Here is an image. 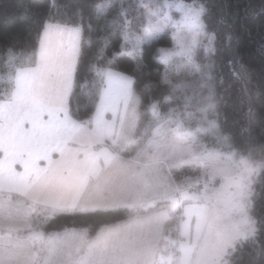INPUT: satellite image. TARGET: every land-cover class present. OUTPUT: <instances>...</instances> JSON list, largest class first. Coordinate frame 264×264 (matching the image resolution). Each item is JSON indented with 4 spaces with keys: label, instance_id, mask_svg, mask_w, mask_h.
I'll return each mask as SVG.
<instances>
[{
    "label": "trees",
    "instance_id": "16d2710c",
    "mask_svg": "<svg viewBox=\"0 0 264 264\" xmlns=\"http://www.w3.org/2000/svg\"><path fill=\"white\" fill-rule=\"evenodd\" d=\"M64 0H0V98L11 92L16 71L32 67L36 62V47L43 21L55 18ZM93 0H70L67 9L72 19L82 17L85 35L91 26L92 44L85 46L88 60L96 58L102 35L113 30L112 15L103 20L91 19L87 4ZM202 7L201 22L204 34H197L198 43L192 59L184 54L173 55L167 63L154 58L160 47L173 43L175 27L169 26L159 43L144 44V58L138 61L129 52L119 57L118 70H126L136 79L135 92L139 97L136 122L131 140L125 145H110L122 156H132L148 139L154 127L168 117H175V134L191 131L189 140L195 152L204 150L226 154L235 160L245 158L258 165L252 175L250 213L255 218L257 232L237 242L227 258L230 264H264V0H183ZM108 4V0H95ZM80 7L82 11L76 12ZM175 11V10H173ZM178 13L173 16L177 17ZM131 19V17H129ZM135 31V30H133ZM209 35L213 36L211 51H207ZM121 42L118 35L110 37L106 54L111 55ZM247 69V76L241 69ZM199 69L197 71L196 69ZM85 75L81 70V77ZM170 81L171 83H167ZM151 83V87H145ZM88 89L76 88L69 98L68 114L91 126L95 107ZM257 91L260 95L257 96ZM156 104L154 113L151 105ZM249 108L256 119L249 121ZM175 181L200 175L198 164L185 163L169 169ZM206 177V175L204 174ZM200 186V183H199ZM197 187V186H196ZM11 197L22 198L10 194ZM26 201V199H24ZM27 202V201H26ZM157 211L167 214L164 234L177 238L181 206L173 207L170 198H157L118 204L107 208L59 211L47 218L39 229L45 235L66 229H83L92 238L105 226ZM45 206L36 204L29 215V224L18 234L30 232L47 217ZM36 261L43 255L42 241H35Z\"/></svg>",
    "mask_w": 264,
    "mask_h": 264
},
{
    "label": "crops",
    "instance_id": "0c3cea01",
    "mask_svg": "<svg viewBox=\"0 0 264 264\" xmlns=\"http://www.w3.org/2000/svg\"><path fill=\"white\" fill-rule=\"evenodd\" d=\"M32 67L18 69L11 92L7 97L0 98V189L5 190L0 191V202L5 197L11 198V204L0 211V259L7 255L13 264H34L37 256L34 243L38 240L31 236V232L30 236L18 234L19 230L28 226L32 207H29L27 197L11 189H23L35 181L53 196L67 200L75 198V208L91 209L125 203L123 200L127 194L134 196L139 193V201L168 198L162 192L160 196L152 194L159 193L158 186H176L178 183L169 172V167L176 163L167 162V152L160 155L158 148L150 143L156 129H160L157 126L163 122L154 127L148 139L132 156H122L110 145L129 142L122 138L116 144L112 141L117 139L122 127L125 132L131 129L133 134L137 104L133 113L131 106L126 110L121 102L111 138L106 137L99 142L92 122L87 127L68 112L56 111V102L49 99L38 85L31 88L18 86L17 75ZM105 118L112 120V113H106ZM168 130L172 134L170 126ZM180 146L188 147L186 144ZM150 147L153 149L150 150ZM57 148L63 149V156ZM191 151L189 146L187 153L191 154ZM91 153H108L115 159L105 165L101 156L97 160L100 170L97 175L84 163L91 159ZM173 155L171 157L176 160ZM49 159L61 163L54 171L38 176L39 169L48 167ZM146 164L151 168H145ZM149 189L154 193L145 194ZM157 190L158 193H155ZM10 194L22 198L11 197ZM87 195L90 200L97 201V205L86 203L84 198ZM163 212L105 226L89 239L83 229L47 234L42 241L43 255L39 261L51 255L52 259L60 262L83 259L88 264H97L98 261L105 264H158L159 255L167 251L163 239L166 236L163 223L167 214H159ZM49 235L54 236L51 244L47 243Z\"/></svg>",
    "mask_w": 264,
    "mask_h": 264
},
{
    "label": "snow or ice",
    "instance_id": "6c2138e0",
    "mask_svg": "<svg viewBox=\"0 0 264 264\" xmlns=\"http://www.w3.org/2000/svg\"><path fill=\"white\" fill-rule=\"evenodd\" d=\"M70 0H64L61 9L55 18L46 19L40 28L37 41L36 55L38 59L35 66L27 72L17 75L18 86L28 88L38 85L49 97L56 102V111H65L67 114V104L71 95L75 94L76 88L81 91L89 88L88 95L90 101L95 107L92 117V124L99 142L104 138H111L116 125V118L119 106L123 102L125 109L131 106V111L135 112V104L139 103V97L135 92L136 79L134 75L128 74L126 70H118L117 59L129 52L128 45L131 43V54L140 62L144 58L143 45L148 43H159L163 40L162 33L167 34L169 26H174L178 31L174 32L173 38L181 52L189 60L192 59L194 49L198 43L197 34H204L205 25L201 22V15L204 12L202 7H194L192 3H185L183 0H108V4H97L95 0L87 4L89 17L91 19L103 20L111 14L113 30L99 37L103 44L96 49V58L88 60L85 65L87 53L85 46L92 44L91 26H89V35H85V29L82 24L83 18L72 19L67 9V3ZM175 10V11H173ZM82 9L76 8L80 13ZM179 13L180 19L175 20L173 16ZM131 17V19H129ZM135 30V31H133ZM191 33V37L186 35ZM118 35L121 42L117 50L109 56L106 54V48L110 43V37ZM212 35H209V45L206 49L211 51ZM174 53L166 48H158L154 51V58L167 63ZM247 76V69L244 65L240 66ZM84 69L85 75L81 77V70ZM199 71V69H196ZM167 83H171L168 81ZM147 83L145 87H151ZM257 96L260 92L257 91ZM155 113L157 105H151ZM111 112L112 120H107L105 114ZM256 112L249 108V121L256 119ZM167 123V122H166ZM159 135V130L154 133V139L150 143L156 145L155 139ZM126 142L132 138V130L126 132L121 130L117 134V139L113 140L116 144L119 139ZM64 155L62 148H57ZM103 156L105 165L115 159L108 153H91V159L84 162L90 170H95L99 175L97 160ZM60 161L49 159L48 167L39 169L37 175L47 174L54 171L60 164ZM241 163L245 166L246 173H252L255 169L246 160ZM145 168H151V165H145ZM247 181V176H241L236 182L237 193L243 195L245 189L251 191ZM35 185V186H34ZM20 191L30 201L29 207L36 204H43L47 209L48 216L45 217L31 231V236L38 241H45V234L39 229L47 221V218L59 211H72L76 207V199L67 200L60 196H53L43 187L36 185L35 181L23 189H11ZM0 191H5L0 189ZM227 191V189H225ZM163 195H169L165 192ZM232 193L229 192V197ZM222 193L210 190L208 184L200 192H191V182L187 185H178L171 189V201L173 207H179L185 200L191 199L202 201L193 207L183 209L182 218L179 221L178 228L180 234L186 239L179 242V248L183 255L176 261V264H230L227 259L235 251L237 242L242 236H254L257 232L256 222L250 219L246 214L243 219V228L240 224L227 225L223 223L224 216L230 209L225 206L219 207L213 201L220 200ZM230 203V201H229ZM11 204V198L5 197L0 202V211ZM239 207L243 212V205H231ZM196 221V241H201L202 251L209 248L212 250L210 258H200L192 260V251L195 248L194 243H189L187 237L190 236L193 220ZM54 236L49 235L47 243L51 244ZM176 243V242H174ZM51 253V249H49ZM0 264H13V261L5 255L0 259ZM34 264H88L86 260L60 262L51 258V255L43 261H36ZM97 264H105L104 261H98ZM158 264H173L169 257L162 256Z\"/></svg>",
    "mask_w": 264,
    "mask_h": 264
},
{
    "label": "rangeland",
    "instance_id": "374dc122",
    "mask_svg": "<svg viewBox=\"0 0 264 264\" xmlns=\"http://www.w3.org/2000/svg\"><path fill=\"white\" fill-rule=\"evenodd\" d=\"M193 6L198 7L195 5ZM174 19L179 20L180 14L178 13V16L174 17ZM174 31L176 32L178 30L175 28ZM186 35L191 37L192 34L186 33ZM160 48L169 49L174 53V55L183 54L181 52V49L177 46V43L174 40V38H173V43L170 47H160ZM175 122L176 123L178 122L177 119H175V117H168L158 123V124L160 123L162 124L157 126V127H160V129H156V131L159 130V135L155 137V139L158 141V143L155 146L158 148L160 155L161 154L163 155L164 152H167L166 154L168 158L166 159V161L171 164L176 163L175 165H172V166L181 165L185 163H194V164L196 163L200 166L201 172H203L200 175H196L195 177H189V178H185L184 180L177 181L178 183L176 186L187 185L189 182H191V192L195 193V192L202 191L205 184H208V187L210 190H215L217 192L222 193L220 200L213 201V202L216 203L221 208H224L225 206H227L230 209L229 211H227V214L224 216V219H223L224 224H227L229 226L234 225V224H240L241 227L243 228L242 222H243L245 214L250 219L255 221V218H253V216L250 213V206H251V194L253 191L252 175L258 170V165L252 164L250 161H248L245 158L235 160L233 157L229 155L220 154L218 152H213V151L206 152L201 149L195 152L189 140L190 135L193 136V133L191 131H186L181 136L176 134V136H179V137H175L174 135H172V134H175L174 132H176ZM173 123L175 125H173L172 127ZM169 126L171 127L172 134L171 133L169 134V130H168ZM153 139L154 137L151 139V141H153ZM183 144H186L188 145V147L190 146L192 148L191 154L187 153V150H188L187 146L185 147L180 146ZM151 149L153 148L150 147V150ZM173 154H175L176 160H174L171 157V156H174ZM242 160L248 161V163L255 169V171H253L250 174L246 173L245 166L241 163ZM172 166H170L169 169ZM204 174L206 175V177L204 176ZM245 175L247 176L246 183L249 184L251 191H249L248 189H245L244 194L241 195L237 193L235 184L240 179L241 176H245ZM199 183H200V186H199ZM176 186H160V187L158 186L159 193H158V190L155 191V193H158V194H152L154 192H152V190L150 189L148 190L149 192L145 194L150 195L151 193L152 196L153 195L160 196L161 192L162 194H164L165 192H168L169 194H171V189ZM225 189H227V191H225ZM229 192L232 193L231 197H229ZM139 195H140L139 193H135L134 196L127 194L126 198H124L123 200L125 201V203H122V204L134 203L135 201L138 202L140 199ZM170 196L171 195H168V198H170ZM89 198L90 197L88 195L84 198L86 203H95V204H90V205H97L98 203L97 201L90 200ZM118 199L121 200L122 197L121 198L119 197ZM200 203H203V202L191 200V199L185 200L183 204L181 205V218H182L183 209L185 207H193ZM233 204L243 205V212L240 211L238 206L231 207V205ZM164 213L165 212L159 213V214H164ZM177 236L178 238H175L173 240L168 235L163 236V239L166 242L167 251L159 255L158 261H160L162 256H164V257L171 258V260L173 261V264H176V261L183 255V253L181 252L179 248V242L185 240L186 238L180 234V230L178 231ZM245 237L247 236H242L239 238V240ZM187 239L189 243H194L196 245L191 254L193 261H196L202 257L210 258L212 256V250L210 248L206 251H202L201 249L202 239L201 241H196V221L195 219L193 220L191 234L189 237H187Z\"/></svg>",
    "mask_w": 264,
    "mask_h": 264
}]
</instances>
